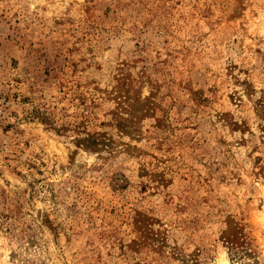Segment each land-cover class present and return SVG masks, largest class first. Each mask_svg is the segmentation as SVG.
Segmentation results:
<instances>
[{"label":"rangeland","instance_id":"374dc122","mask_svg":"<svg viewBox=\"0 0 264 264\" xmlns=\"http://www.w3.org/2000/svg\"><path fill=\"white\" fill-rule=\"evenodd\" d=\"M0 264H264V0H0Z\"/></svg>","mask_w":264,"mask_h":264}]
</instances>
